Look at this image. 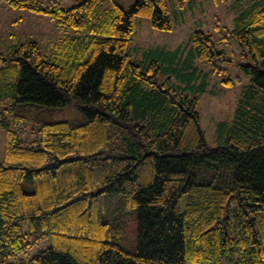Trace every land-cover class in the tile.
Segmentation results:
<instances>
[{
	"label": "trees",
	"instance_id": "16d2710c",
	"mask_svg": "<svg viewBox=\"0 0 264 264\" xmlns=\"http://www.w3.org/2000/svg\"><path fill=\"white\" fill-rule=\"evenodd\" d=\"M7 4L74 34L48 54L30 40L0 57V107L72 104L82 116L41 122L31 143L8 136L0 264H264V0H240L218 42L197 28L184 53L162 50L168 64L145 66L129 60L126 45L136 16L171 27L166 0ZM228 38L246 58L248 82L208 148L197 111L207 80L194 61L226 72L215 60L226 59L216 43ZM113 194L135 219L133 250L104 237L101 210Z\"/></svg>",
	"mask_w": 264,
	"mask_h": 264
},
{
	"label": "rangeland",
	"instance_id": "374dc122",
	"mask_svg": "<svg viewBox=\"0 0 264 264\" xmlns=\"http://www.w3.org/2000/svg\"><path fill=\"white\" fill-rule=\"evenodd\" d=\"M47 2L48 0H39ZM61 5L75 4L77 0H59ZM135 0H105L106 4L119 3L128 8ZM179 5L176 0H166L171 27L159 29L151 25L145 16H136L134 32L126 45L129 60L145 66L155 59L158 64H168L160 52L174 50L189 44V35L194 29H202L211 33L218 42L225 29L231 26V20L241 6L240 0H184ZM65 34H74L73 30L64 29L55 24L48 16L28 8H13L7 0H0V57H10L15 48L25 46L28 41H36L40 50L48 54L52 51L54 42ZM225 53L226 59H216L215 63L224 70L212 73V64L199 63L200 79L206 74L207 83L201 93L197 105L199 124L204 132L205 145L210 148L216 145V127L220 119L232 114L242 86L248 82L239 63L246 58L240 53L239 46L232 38L216 43ZM183 55V54H182ZM4 62L0 58V64ZM228 74L231 77L238 75L240 81L231 86L223 85L219 80ZM82 112L72 104L63 106H45L37 103L17 104L13 108L0 107V158L5 150V143L9 137L31 143L38 136V127L43 121L79 119ZM118 194L109 196L101 210L106 216L104 237L113 238L128 250L135 247V234L132 227L135 223L133 215L122 207ZM118 218L123 232L116 234L113 221ZM113 234V237H112Z\"/></svg>",
	"mask_w": 264,
	"mask_h": 264
}]
</instances>
